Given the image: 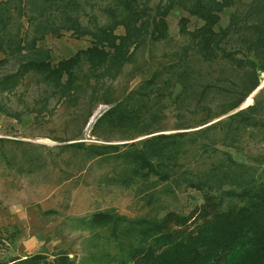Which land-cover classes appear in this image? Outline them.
<instances>
[{
    "label": "trees",
    "instance_id": "trees-1",
    "mask_svg": "<svg viewBox=\"0 0 264 264\" xmlns=\"http://www.w3.org/2000/svg\"><path fill=\"white\" fill-rule=\"evenodd\" d=\"M73 2L32 0L42 17L35 15L29 23L32 35L25 41L5 33L11 7L21 15L23 0H0L4 55L0 67L12 57L22 61L16 71L0 79V91L36 77L50 95L41 98L40 107L35 105V123L52 95L57 103L74 106L88 100L86 122L99 103L106 104L91 127V135L100 141L80 139L81 128L55 137L59 143L48 148L57 154L44 155L36 151L47 145L0 136V163L21 174L32 173L46 167L52 157V167L65 174V180L98 168L97 183L134 192L142 203L139 215L107 208L81 220L97 231L98 238L104 231L103 244L117 251L113 255L108 248L101 257L91 255L94 264H264V154H255L252 163H246L220 148L238 147L246 134L254 133L251 130L264 133V115L257 102L237 110L264 73V0H249L243 6L242 0H170L154 15L142 0H114L106 7L109 21L94 26L74 16ZM58 5L60 21L50 18ZM176 5L203 21L190 31L189 17H181L180 32L189 35L190 43L183 52L174 51L177 59L173 57L171 65L157 66L136 87L113 96L114 85L106 86L104 81L124 74L125 64L148 36L153 41L168 39L167 16ZM235 5L227 25L220 26L223 10ZM121 25L124 33L118 34ZM62 29L72 30L77 38L90 35L92 45L53 65L50 50L37 43L48 34L62 36ZM84 61L88 66H82ZM138 68H132L131 77L142 71ZM223 73L235 79L220 84L215 78ZM176 85L181 90L173 100L175 127L183 130L164 132L165 101L173 97ZM186 110H191L190 117L195 115L193 121L185 117ZM225 114L229 115L216 120ZM208 121L213 122L188 130ZM139 136L146 137L136 140ZM187 188L200 191L202 200L184 212L172 201ZM75 262L63 249L0 258V264Z\"/></svg>",
    "mask_w": 264,
    "mask_h": 264
},
{
    "label": "rangeland",
    "instance_id": "rangeland-1",
    "mask_svg": "<svg viewBox=\"0 0 264 264\" xmlns=\"http://www.w3.org/2000/svg\"><path fill=\"white\" fill-rule=\"evenodd\" d=\"M31 1L23 0L21 15L14 6L11 7V18L6 22V35L16 40L26 39L25 41H28L31 38L33 27L29 23L35 19V15L42 17ZM113 1L76 0L71 4V11L74 16L80 18L84 25L104 24L110 19L106 7ZM142 1L148 4L150 14L154 15L158 6L166 5L170 0ZM247 1L249 0H242V6ZM236 6L223 10L220 26L227 25L230 14ZM59 9L60 5L55 6L51 19L57 21L62 19ZM43 15L46 17L48 13L45 12ZM183 16L189 17L188 29L190 31L200 27L203 23L200 18L189 15L183 7L176 5L167 16L168 39L153 41L148 36L147 42L135 51L133 60L125 64L124 74L117 80L104 81L106 86L114 85V88L110 90L113 96L120 94L125 88L136 87L140 81L148 78L157 66H169L173 62V57L177 59V55L173 54L174 51L183 52L184 46L190 43L189 35L180 32V19ZM116 32L124 33V27L119 26ZM62 33V36L48 34L37 43L38 46L50 50V61L53 65L72 56L79 49L92 45L90 35L77 38L72 34V30L67 29H62ZM21 63V57H12L8 63L0 67V79L16 71ZM82 64V66H88L85 61ZM137 66L142 71L147 70V73L141 71L131 77L132 68ZM232 79L235 77L225 73L216 75L215 78L220 84L229 83ZM259 87L247 96L237 110L257 102L258 108L264 115V73L260 75ZM180 90V85H176L173 89V97H168L165 101L167 107L164 132L183 130L175 127L176 111L173 103L176 93ZM44 95H50V91H46L45 86L36 77H28L13 90L0 91V136L47 145V148H38L36 151L37 153L43 152L44 155L57 154L55 149L51 151L48 148L59 143L54 139L55 137L69 135L81 128L83 130L82 135L79 136L80 139L89 142L100 141L91 135V127L99 112L108 105L99 103L86 122L90 106L88 100L74 106L71 103H57V96L52 95L49 105L41 111V116L35 123L34 107L35 105L41 106L43 102L41 98ZM190 114L191 110H186L185 117L193 121L191 118L195 115L190 117ZM201 115L203 114L197 116ZM227 115L229 114L216 120ZM213 121L195 124L188 130L206 126ZM250 132L254 133L246 134L238 147L220 145V148L229 151L238 161L252 163L253 155L264 154V133L253 130ZM145 137L139 136L136 140ZM114 142H121V140ZM52 160H54L52 157L47 159L44 163L46 167L41 170L23 174L18 173L15 168L0 163V258H8L15 253L25 255L38 251L55 252L63 249L70 252V256L76 261L75 264H85L87 259L88 264H94L89 261L91 255L97 254L101 257L104 250L111 246L103 244L104 239L102 238L106 236L104 231H101V238H98L95 236L97 231L92 232L81 220L90 217L96 211L107 208H114L121 214L134 217L140 214L142 203L137 202L134 192L130 189L97 183L98 168L92 169L90 173L74 174L71 179L65 180V174L52 167ZM201 200L200 191L187 188L179 193L177 201L169 199V203L172 201L176 209L188 212L194 204ZM48 210H57L58 213H45ZM109 250L116 255L115 248H109Z\"/></svg>",
    "mask_w": 264,
    "mask_h": 264
},
{
    "label": "crops",
    "instance_id": "crops-1",
    "mask_svg": "<svg viewBox=\"0 0 264 264\" xmlns=\"http://www.w3.org/2000/svg\"><path fill=\"white\" fill-rule=\"evenodd\" d=\"M2 57V53L0 52V58ZM27 254V253H26Z\"/></svg>",
    "mask_w": 264,
    "mask_h": 264
},
{
    "label": "water",
    "instance_id": "water-1",
    "mask_svg": "<svg viewBox=\"0 0 264 264\" xmlns=\"http://www.w3.org/2000/svg\"><path fill=\"white\" fill-rule=\"evenodd\" d=\"M258 88H260V87L258 86L256 89H258Z\"/></svg>",
    "mask_w": 264,
    "mask_h": 264
},
{
    "label": "built area",
    "instance_id": "built-area-1",
    "mask_svg": "<svg viewBox=\"0 0 264 264\" xmlns=\"http://www.w3.org/2000/svg\"><path fill=\"white\" fill-rule=\"evenodd\" d=\"M106 107V106H105Z\"/></svg>",
    "mask_w": 264,
    "mask_h": 264
}]
</instances>
